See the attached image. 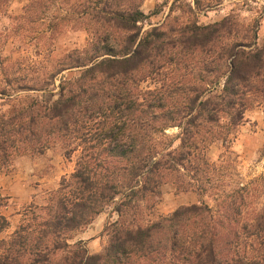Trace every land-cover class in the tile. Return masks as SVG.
I'll list each match as a JSON object with an SVG mask.
<instances>
[{"label":"trees","instance_id":"1","mask_svg":"<svg viewBox=\"0 0 264 264\" xmlns=\"http://www.w3.org/2000/svg\"><path fill=\"white\" fill-rule=\"evenodd\" d=\"M10 1L0 0V14L13 37L43 23L50 39L69 27L88 40L31 84L19 61L3 56L8 34L0 33V98L8 106L0 113V171L57 145L66 158L77 153L73 172L0 238V264H264V204L257 201L264 172L233 184L231 166L207 158L213 143L233 141L247 111L264 106L257 19L243 25L230 14L200 24L199 0H173L169 19L146 27L161 9L146 14L145 0H26L21 14L8 16ZM178 3L192 19L172 16ZM72 69L78 74L60 79L56 99L30 96ZM145 81L153 89H141ZM164 184L200 199L136 224ZM6 205L0 193V210ZM108 208L116 219L102 231L100 253L71 242ZM9 228L0 212V235Z\"/></svg>","mask_w":264,"mask_h":264},{"label":"rangeland","instance_id":"2","mask_svg":"<svg viewBox=\"0 0 264 264\" xmlns=\"http://www.w3.org/2000/svg\"><path fill=\"white\" fill-rule=\"evenodd\" d=\"M173 0H145L142 10L147 14L155 7L161 12L150 18L146 24L159 26L169 17V7ZM200 8L195 10V19L200 24L218 22L225 16L235 14L239 23L250 24L253 20L258 21L256 43L264 44V0H199ZM193 6L192 0H183ZM26 0H11L6 12L8 16L21 14ZM183 4V3H182ZM182 4H176L180 10H175L172 16H180L181 21L192 19L184 10ZM43 24V23H42ZM26 24L21 31L20 37L15 38L7 31L12 23L0 14V33L8 34L3 44L2 54L10 61L17 60L21 64L20 73L26 80H33L31 84L39 83V80L52 69L57 59L73 49H83L88 40V35L83 30H72L65 27L61 34L52 36L46 31V25ZM78 70H64L46 87V91H33L30 96L47 101L56 99L58 86L61 78L76 76ZM37 82V83H35ZM143 90L153 89L150 81L142 82ZM24 94V93H22ZM8 109L5 101L0 98V113ZM176 130H170L169 134L175 135ZM264 142V106L256 107L244 114V122L238 126V133L232 142L222 144L213 143L207 153L210 162L224 161L233 169L234 175H230L228 182L248 183L261 176L264 172V159L260 158L259 151ZM176 144V142H175ZM77 153L71 158L64 156V150L54 146L43 154H28L15 158L12 165L0 171V193L7 198L6 207L0 210L10 222V228L0 235V238L8 235L18 224L20 213L31 203L42 205L49 192L58 188L60 180L68 177L74 169V161ZM160 196L147 203V209L142 206L137 215L136 224L145 225L149 221L163 217L181 206L198 203L199 196L192 191H179L171 184H164L160 188ZM261 196L257 197L259 204H264V188ZM259 193V192H258ZM209 202V199H205ZM256 202V201H255ZM256 206V205H255ZM116 216L108 208L95 218L93 223L79 233L75 239L82 240L89 254L100 253L107 241L103 235V229L107 222L114 221ZM132 217L128 216L127 221Z\"/></svg>","mask_w":264,"mask_h":264}]
</instances>
